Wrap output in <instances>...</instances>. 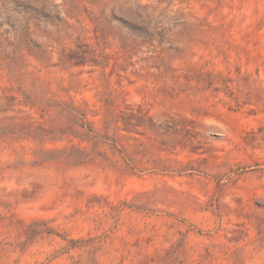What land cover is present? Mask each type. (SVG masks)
<instances>
[{
    "label": "rangeland",
    "instance_id": "1",
    "mask_svg": "<svg viewBox=\"0 0 264 264\" xmlns=\"http://www.w3.org/2000/svg\"><path fill=\"white\" fill-rule=\"evenodd\" d=\"M0 264H264V0H0Z\"/></svg>",
    "mask_w": 264,
    "mask_h": 264
}]
</instances>
